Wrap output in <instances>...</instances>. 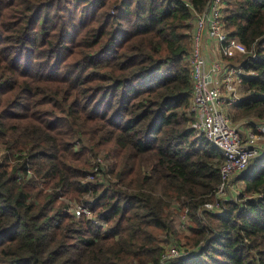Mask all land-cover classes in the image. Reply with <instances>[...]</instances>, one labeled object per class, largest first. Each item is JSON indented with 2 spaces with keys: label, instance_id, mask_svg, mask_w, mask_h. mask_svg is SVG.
I'll return each instance as SVG.
<instances>
[{
  "label": "trees",
  "instance_id": "16d2710c",
  "mask_svg": "<svg viewBox=\"0 0 264 264\" xmlns=\"http://www.w3.org/2000/svg\"><path fill=\"white\" fill-rule=\"evenodd\" d=\"M207 1L0 0V264H161L171 242L194 251L165 264H264V154L203 208L221 154L192 126L188 55ZM222 11L246 47L228 115L264 124V0Z\"/></svg>",
  "mask_w": 264,
  "mask_h": 264
},
{
  "label": "built area",
  "instance_id": "2783aa9c",
  "mask_svg": "<svg viewBox=\"0 0 264 264\" xmlns=\"http://www.w3.org/2000/svg\"><path fill=\"white\" fill-rule=\"evenodd\" d=\"M224 5L225 0H208L202 11H193L191 50L188 55L193 85L189 104L192 112V126L197 132L203 133L221 154L219 167L221 182L217 189V197L221 200L214 199L203 204V208L217 213L223 210L221 202L227 197L222 194L228 189L231 177L246 170L251 159L264 154V146L255 142L256 134L248 132V135L242 138L239 129L228 115L229 107L240 97L238 86L242 75L246 73L242 64H234L228 58L245 53L246 47L238 39L229 37L225 32L222 21ZM202 29H207L219 45L220 58L212 61L211 70L221 71V76L219 81L213 84L209 83L203 69ZM255 126L257 132L264 138V124L258 123ZM96 172L98 173L97 170ZM82 212L88 214L87 208L82 205L75 206V215H80ZM180 220L177 221L178 226L179 222L187 221L185 213L180 216ZM182 227H184L183 224ZM193 251L190 247L184 248L172 242L168 243L161 254V264H165L170 259L190 255Z\"/></svg>",
  "mask_w": 264,
  "mask_h": 264
},
{
  "label": "rangeland",
  "instance_id": "374dc122",
  "mask_svg": "<svg viewBox=\"0 0 264 264\" xmlns=\"http://www.w3.org/2000/svg\"><path fill=\"white\" fill-rule=\"evenodd\" d=\"M109 12L113 13V10L110 9ZM238 93H240L239 90H238ZM239 115L240 114H239L238 110L236 111V110L232 109L229 112L230 119H231L232 123L239 129V131L241 133V137L245 138L246 137L245 135H248L247 133L251 132V133L256 134V139L257 140H255V142L263 144L264 143V138L262 137V135L259 132H257L256 126L254 125V124L258 123V120L254 119V118H251V116L250 117H243V116H239ZM0 153H1V150H0ZM252 160L253 159H251V162H252ZM241 187H242V182L239 181V180L236 181V178L234 176L233 178L230 179V181L228 183V187H227L228 189L224 190V193L222 194V196L230 198L229 195H231V196L232 195L233 196L236 195L237 191ZM227 193L229 195H227ZM185 226H187V223L185 224ZM182 229H183V232L185 234L188 233V229L187 228L182 227ZM181 239H182V237H181ZM183 241H185V239H183Z\"/></svg>",
  "mask_w": 264,
  "mask_h": 264
},
{
  "label": "crops",
  "instance_id": "0c3cea01",
  "mask_svg": "<svg viewBox=\"0 0 264 264\" xmlns=\"http://www.w3.org/2000/svg\"><path fill=\"white\" fill-rule=\"evenodd\" d=\"M201 56H202L203 69L209 83L211 84L217 83L221 76V71L213 72L211 70V63L212 61L218 60L220 58L219 45L215 41V39L210 35L207 29L201 30ZM231 58L232 57L228 59L232 63L234 64L238 63L237 61L235 62V60H232ZM238 90L241 94L243 89L241 86H238ZM262 145L264 146V143Z\"/></svg>",
  "mask_w": 264,
  "mask_h": 264
}]
</instances>
